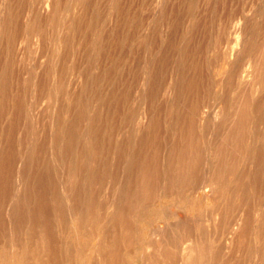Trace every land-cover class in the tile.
<instances>
[{"label":"rangeland","instance_id":"obj_1","mask_svg":"<svg viewBox=\"0 0 264 264\" xmlns=\"http://www.w3.org/2000/svg\"><path fill=\"white\" fill-rule=\"evenodd\" d=\"M0 264H264V0H0Z\"/></svg>","mask_w":264,"mask_h":264}]
</instances>
